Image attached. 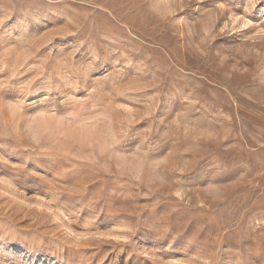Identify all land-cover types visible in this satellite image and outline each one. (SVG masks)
Returning a JSON list of instances; mask_svg holds the SVG:
<instances>
[{
	"label": "rangeland",
	"instance_id": "obj_1",
	"mask_svg": "<svg viewBox=\"0 0 264 264\" xmlns=\"http://www.w3.org/2000/svg\"><path fill=\"white\" fill-rule=\"evenodd\" d=\"M0 264H264V0H0Z\"/></svg>",
	"mask_w": 264,
	"mask_h": 264
},
{
	"label": "snow or ice",
	"instance_id": "obj_2",
	"mask_svg": "<svg viewBox=\"0 0 264 264\" xmlns=\"http://www.w3.org/2000/svg\"><path fill=\"white\" fill-rule=\"evenodd\" d=\"M113 239H116V237H113Z\"/></svg>",
	"mask_w": 264,
	"mask_h": 264
}]
</instances>
